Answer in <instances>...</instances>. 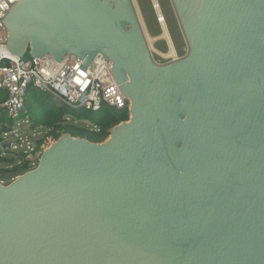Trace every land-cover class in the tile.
<instances>
[{"label":"water","instance_id":"1","mask_svg":"<svg viewBox=\"0 0 264 264\" xmlns=\"http://www.w3.org/2000/svg\"><path fill=\"white\" fill-rule=\"evenodd\" d=\"M171 3L187 52L164 64L133 0H20L2 20L18 57L102 54L129 118L0 183V264H264V0Z\"/></svg>","mask_w":264,"mask_h":264},{"label":"built area","instance_id":"2","mask_svg":"<svg viewBox=\"0 0 264 264\" xmlns=\"http://www.w3.org/2000/svg\"><path fill=\"white\" fill-rule=\"evenodd\" d=\"M19 1L0 0V125L4 135L10 132L3 129L4 126L8 128L7 120H12L13 125L25 112L29 87L49 94L58 106L90 111H97L103 105L128 109L129 99L124 96L114 78L112 63L102 54H97L83 70L80 67L84 60L74 55H66L58 62L47 55L24 58L10 53L6 49L7 29L2 20ZM18 141L8 142L0 138V153L10 149L23 150L17 161L1 155L0 158L14 160L6 164L1 160V168L10 169L19 164L23 157L28 163L27 170L38 164L45 149L43 142L36 147V143H30L26 138V144L21 147ZM4 143L9 146L3 147ZM0 175V183L7 184L3 181L6 174Z\"/></svg>","mask_w":264,"mask_h":264},{"label":"trees","instance_id":"3","mask_svg":"<svg viewBox=\"0 0 264 264\" xmlns=\"http://www.w3.org/2000/svg\"><path fill=\"white\" fill-rule=\"evenodd\" d=\"M29 56L27 51L23 57L27 58ZM71 116L73 117V121H68ZM20 118H27L30 122L31 129L39 126L47 129V135H44V137L36 141L37 147L47 136L56 140L64 133L73 137H84L92 142H102L108 137L109 129L122 121L128 120L129 115L128 109L126 108L115 109L106 105H103L97 111L58 106L49 94L29 87L25 98V112L21 114ZM74 121L85 122L89 125L79 124ZM7 122L12 124L13 121L7 120ZM3 129L9 130L5 126ZM1 160L5 164L13 162L12 159L0 158V163ZM27 168L28 163L23 157L19 164L14 165L10 169L0 167V174L14 172V175H20Z\"/></svg>","mask_w":264,"mask_h":264},{"label":"rangeland","instance_id":"4","mask_svg":"<svg viewBox=\"0 0 264 264\" xmlns=\"http://www.w3.org/2000/svg\"><path fill=\"white\" fill-rule=\"evenodd\" d=\"M133 2L137 10L139 19L141 21L143 30L145 32V36L147 38L153 60L158 64H164L173 59H177L184 56L187 52V45L183 37L182 31L180 29L177 16L172 6L171 0H157L156 3V7L158 6V9L161 11L165 19L163 23L165 24V27L167 29L168 38H165L162 35L163 34V30L161 26L162 17L158 15L156 11L157 9L155 10L156 7L153 4L152 0H133ZM170 45L173 46L175 51V55L173 57L168 56L167 54ZM72 119L73 117L71 116V118L68 119V121H73ZM74 122L83 125H89L86 124L85 122H80V121L79 122L74 121ZM6 124L11 133L8 131L9 134L4 135V131L1 130L2 125H0L1 140L8 142L19 140L18 142L21 145V147H24V145L26 144L25 142L26 138L28 142L36 143L38 139H41L42 137H44V135H47L46 134L47 129L42 128L41 126L31 129L30 122L27 118L19 119V121H16L15 123H13V125L8 122ZM54 141L55 140L49 136L44 138L43 145L45 146V149ZM17 150L18 151H13L10 149L3 153L1 152L0 157L1 155H3V157H12L14 160L17 161L19 160L20 155L23 154L22 152H20L23 151L22 149L18 148ZM12 158H8V159H12ZM13 173L14 172L5 173L6 175L3 178V181L5 183H9L11 180H13L17 176L14 175L15 173L14 174Z\"/></svg>","mask_w":264,"mask_h":264},{"label":"bare ground","instance_id":"5","mask_svg":"<svg viewBox=\"0 0 264 264\" xmlns=\"http://www.w3.org/2000/svg\"><path fill=\"white\" fill-rule=\"evenodd\" d=\"M152 2H153V4L155 5V7H156V3H157V0H152ZM154 7V8H155ZM157 9V10H156ZM155 10L157 11V13H158V15L160 16V17H162L161 18V26H162V30H163V36L165 37V38H168V33H167V29H166V27H165V24L163 23L164 22V17H163V14L161 13V11L158 9V6L155 8ZM147 39V38H146ZM148 42V41H147ZM168 56H174L175 55V51H174V48H173V46L172 45H170V47H169V51H168ZM165 56V55H164Z\"/></svg>","mask_w":264,"mask_h":264}]
</instances>
